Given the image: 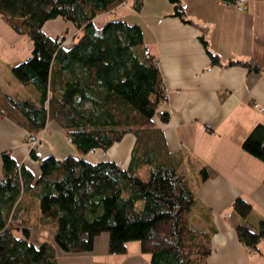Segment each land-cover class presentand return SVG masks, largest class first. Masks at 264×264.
<instances>
[{"label":"trees","instance_id":"16d2710c","mask_svg":"<svg viewBox=\"0 0 264 264\" xmlns=\"http://www.w3.org/2000/svg\"><path fill=\"white\" fill-rule=\"evenodd\" d=\"M125 1L0 0V16L32 41L30 55L15 64L12 73L40 94L39 104L5 94L0 112L37 131L52 118L61 120L79 152L42 157L38 146L33 147L31 155L40 161L37 177L26 164L3 153L0 264H56L57 246L68 252L90 251L104 231L111 253H125L128 242L139 240L152 264H209L211 233L195 227L189 216L195 184L171 164L164 131L155 120L156 115L169 120L167 111L158 110L165 90L157 58L146 54L138 23L118 17L96 23L98 15ZM170 1L175 14L190 21L183 1ZM140 4L137 0L138 8ZM59 16L77 29L69 44L64 43L68 31L59 41L61 34L53 37L44 29L46 21ZM208 51L214 63L264 69V63L253 58L224 64L218 53ZM130 131L136 142L128 166L87 157L91 150L107 151ZM242 147L264 161L263 123L253 127ZM200 174L201 180L208 178L210 167L204 165ZM35 199L41 225L55 228L53 242L31 238L25 214ZM232 207L242 217L235 226L238 237L258 251L264 219L257 225L249 222L253 206L245 197H237Z\"/></svg>","mask_w":264,"mask_h":264},{"label":"crops","instance_id":"0c3cea01","mask_svg":"<svg viewBox=\"0 0 264 264\" xmlns=\"http://www.w3.org/2000/svg\"><path fill=\"white\" fill-rule=\"evenodd\" d=\"M182 1L190 21L175 14L170 0H141L140 8L137 0H128L98 15L96 23L102 25L114 17L138 23L144 42L157 58L167 92L158 110L167 111L169 120L162 121L158 115L155 120L164 131L171 164L195 184L196 200L189 216L195 227L211 233L213 251L208 263L264 264V239L258 251L245 245L235 229L242 217L232 207L237 197H245L253 206L249 222L257 225L264 219V161L242 147L253 127L264 124V69L214 63L208 51L218 53L224 64L237 58L264 63V0H247L244 9L218 0ZM0 18V100L10 94L39 104L36 87L12 73V67L30 55L32 41ZM69 23L73 24L59 16L46 21L44 29L54 37ZM7 44L18 50L6 53L11 49ZM32 130L41 138L37 149L42 157L79 153L59 119L48 120L41 131ZM32 130L0 112V177L6 152L39 176L40 161L32 157L28 144ZM135 142L136 135L130 131L107 151L97 149L87 157L128 166ZM204 165L210 167V174L201 180ZM140 170L145 174L144 168ZM25 217L32 225L31 238L38 237L32 238L34 242L54 241L55 228L39 221L38 199L30 203ZM56 248V264H152L151 254L142 251L139 240L128 242L125 253H111L107 231L96 237L90 251Z\"/></svg>","mask_w":264,"mask_h":264},{"label":"built area","instance_id":"2783aa9c","mask_svg":"<svg viewBox=\"0 0 264 264\" xmlns=\"http://www.w3.org/2000/svg\"><path fill=\"white\" fill-rule=\"evenodd\" d=\"M218 1L227 3L224 0H218ZM233 4L236 5V7H238L239 9H244L247 6V0H236V2H234ZM62 40H64L63 34H61L59 36V41H62ZM64 43H68V41L65 40ZM145 52H146V54L151 53L149 48H147ZM166 97H167V92L165 91V98ZM254 106L259 107V108H263V106L260 105L259 103H254ZM70 140H71V138H70ZM28 144L30 145V149H32L35 146H39L41 144V138H40L39 134L38 133L30 134ZM95 151L96 150H91L90 152L94 153Z\"/></svg>","mask_w":264,"mask_h":264},{"label":"rangeland","instance_id":"374dc122","mask_svg":"<svg viewBox=\"0 0 264 264\" xmlns=\"http://www.w3.org/2000/svg\"><path fill=\"white\" fill-rule=\"evenodd\" d=\"M128 0H126L124 3H126ZM114 15V14H113ZM0 17H2V16H0ZM0 19H2V18H0ZM69 28H66L65 30H63V31H61V32H59V33H57V34H61V33H63V32H66V31H68L67 32V34H68V36H67V41H68V44L71 42V39H72V35L74 34V32L77 30L76 29V27H75V25L74 24H71V23H69V26H68ZM56 34V35H57ZM25 37H28V36H26L25 35ZM23 39H25V38H23ZM21 40V41H19L20 42V45H21V43H24V41L25 40ZM3 40V39H2ZM5 42H9V41H7L6 39L4 40ZM17 44V43H16ZM6 45V44H5ZM8 45V44H7ZM9 46V45H8ZM15 46V45H14ZM10 47L11 49H8V50H6V53H8V52H10V51H12V52H15L16 50H18V49H16L15 47ZM17 46V45H16ZM17 48H19V46H17ZM26 58V57H25ZM87 107H91V104H90V102H88L87 103ZM70 138V137H69ZM102 151V150H101ZM36 232V231H35ZM34 232V233H35ZM33 237H35V238H38L37 236H36V234H33ZM32 237V238H33Z\"/></svg>","mask_w":264,"mask_h":264}]
</instances>
